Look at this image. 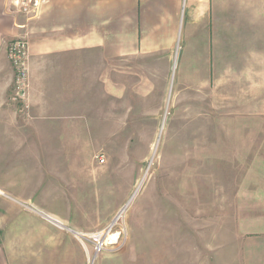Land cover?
I'll list each match as a JSON object with an SVG mask.
<instances>
[{
  "label": "rangeland",
  "instance_id": "1",
  "mask_svg": "<svg viewBox=\"0 0 264 264\" xmlns=\"http://www.w3.org/2000/svg\"><path fill=\"white\" fill-rule=\"evenodd\" d=\"M194 28V58L178 43L110 81L87 52L81 75L45 59L25 100L12 87L0 190L84 235L85 264H264V50ZM110 227L122 246L94 256Z\"/></svg>",
  "mask_w": 264,
  "mask_h": 264
},
{
  "label": "crops",
  "instance_id": "2",
  "mask_svg": "<svg viewBox=\"0 0 264 264\" xmlns=\"http://www.w3.org/2000/svg\"><path fill=\"white\" fill-rule=\"evenodd\" d=\"M233 9L241 15L231 17ZM232 20L249 26L244 33V25L236 28L242 40L264 50V31L257 30L264 25V0H0V140L7 141L8 132L20 125L12 117L15 72L8 57L17 37L29 39L32 73L45 72V59L66 57L68 62H60L63 71L81 75V60L91 52L113 81L124 62L169 54L178 43L194 58V26L204 21L202 33L222 35L225 43L236 31ZM0 191L10 201L0 207V264H72L74 258L85 264L82 244L67 232L74 231L41 209L24 214L18 201Z\"/></svg>",
  "mask_w": 264,
  "mask_h": 264
},
{
  "label": "built area",
  "instance_id": "3",
  "mask_svg": "<svg viewBox=\"0 0 264 264\" xmlns=\"http://www.w3.org/2000/svg\"><path fill=\"white\" fill-rule=\"evenodd\" d=\"M8 57L14 68L15 76L13 83V90L15 97L19 100H25L30 88V44L27 37L21 36L14 39L8 47ZM104 163V160H100ZM113 227L109 231L103 233H94L90 235L89 241L92 245V252L94 256H99L106 252L109 247L120 248L122 246L121 233H112ZM85 238L82 234H77Z\"/></svg>",
  "mask_w": 264,
  "mask_h": 264
},
{
  "label": "water",
  "instance_id": "4",
  "mask_svg": "<svg viewBox=\"0 0 264 264\" xmlns=\"http://www.w3.org/2000/svg\"><path fill=\"white\" fill-rule=\"evenodd\" d=\"M121 215V214H120ZM75 234H77V233H75Z\"/></svg>",
  "mask_w": 264,
  "mask_h": 264
}]
</instances>
